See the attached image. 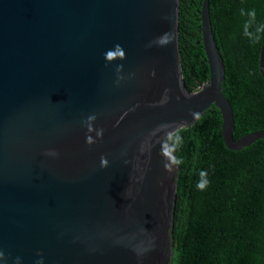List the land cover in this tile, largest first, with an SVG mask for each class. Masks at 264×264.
<instances>
[{
  "label": "water",
  "instance_id": "95a60500",
  "mask_svg": "<svg viewBox=\"0 0 264 264\" xmlns=\"http://www.w3.org/2000/svg\"><path fill=\"white\" fill-rule=\"evenodd\" d=\"M177 12L178 0H0V264H170L177 165L164 169L162 142L211 103L227 149L264 136L232 137L207 0L208 77L185 89Z\"/></svg>",
  "mask_w": 264,
  "mask_h": 264
},
{
  "label": "trees",
  "instance_id": "16d2710c",
  "mask_svg": "<svg viewBox=\"0 0 264 264\" xmlns=\"http://www.w3.org/2000/svg\"><path fill=\"white\" fill-rule=\"evenodd\" d=\"M200 6L201 0H178L179 67L188 91L208 77ZM207 10L223 63L221 91L231 106L232 137L264 129V79L257 67L264 32H256L264 25V0H207ZM252 10L254 22L247 15ZM246 22L258 41L244 35ZM220 124L211 103L179 134L170 264H264V136L227 149ZM201 172L208 182L203 190L197 187Z\"/></svg>",
  "mask_w": 264,
  "mask_h": 264
},
{
  "label": "clouds",
  "instance_id": "9594fccd",
  "mask_svg": "<svg viewBox=\"0 0 264 264\" xmlns=\"http://www.w3.org/2000/svg\"><path fill=\"white\" fill-rule=\"evenodd\" d=\"M241 14H243V10H241ZM247 15L250 18V22L255 21V17H256L255 10L249 11L247 13ZM250 22H246L244 25V35L246 37H248L249 39H254L255 41H258L260 39V37L259 36L253 37V34L249 31V28L251 26ZM256 32L257 33L264 32V25L257 27ZM161 42H166V40L161 41ZM122 57H123V52L121 51V49L119 47H117L115 51H109L105 54V58L108 60L119 59ZM119 67L120 66H118L117 70H119ZM192 115L196 119L200 118V114L197 112L192 113ZM92 119H95V117L94 116L89 117V120H92ZM89 130H91V126H89ZM102 132H103V129H101L97 133V135H102ZM169 141H171V143H169ZM86 142L89 144L92 143V139L90 136L86 137ZM180 143H181V137L179 135H176L175 137H173L171 134L168 135L166 141L162 142L160 154L166 159V161H168V162L164 163V165H163L164 169L167 172L172 171L173 165H178L182 162L181 160L176 159L175 156L173 155V152L175 151L176 147L179 146ZM200 175H201L202 179H201L200 183L197 184V187L200 190H203L206 187L208 182L206 179H203V177L206 176V173L201 172ZM0 257H3L2 252H0ZM18 262H19V258H17V264H18ZM37 264H42V261H37Z\"/></svg>",
  "mask_w": 264,
  "mask_h": 264
}]
</instances>
